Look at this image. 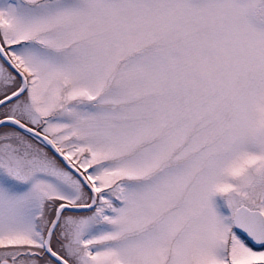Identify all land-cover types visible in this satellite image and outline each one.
Masks as SVG:
<instances>
[{
    "label": "snow or ice",
    "instance_id": "obj_1",
    "mask_svg": "<svg viewBox=\"0 0 264 264\" xmlns=\"http://www.w3.org/2000/svg\"><path fill=\"white\" fill-rule=\"evenodd\" d=\"M0 264H264V0H0Z\"/></svg>",
    "mask_w": 264,
    "mask_h": 264
}]
</instances>
